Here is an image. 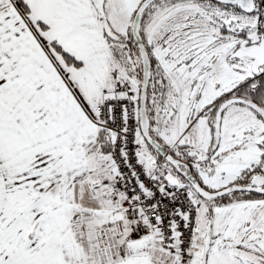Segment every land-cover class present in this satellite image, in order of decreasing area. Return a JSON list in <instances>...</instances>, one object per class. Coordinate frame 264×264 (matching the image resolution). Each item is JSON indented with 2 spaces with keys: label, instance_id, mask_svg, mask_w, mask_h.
Returning <instances> with one entry per match:
<instances>
[{
  "label": "snow or ice",
  "instance_id": "obj_1",
  "mask_svg": "<svg viewBox=\"0 0 264 264\" xmlns=\"http://www.w3.org/2000/svg\"><path fill=\"white\" fill-rule=\"evenodd\" d=\"M0 264H264V0H0Z\"/></svg>",
  "mask_w": 264,
  "mask_h": 264
}]
</instances>
